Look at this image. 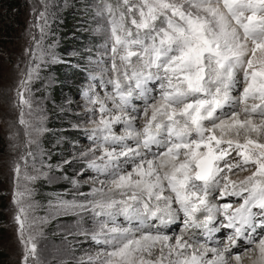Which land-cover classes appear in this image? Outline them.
I'll use <instances>...</instances> for the list:
<instances>
[{
	"label": "snow or ice",
	"instance_id": "1",
	"mask_svg": "<svg viewBox=\"0 0 264 264\" xmlns=\"http://www.w3.org/2000/svg\"><path fill=\"white\" fill-rule=\"evenodd\" d=\"M59 7L30 6L13 69L18 264H264V0L85 3L103 43L86 52L87 119L72 127L90 146L52 164L32 88L56 60L42 41ZM58 178L72 198L38 216L33 186ZM69 213L78 229L90 216L81 234L98 250L86 260L64 261L70 247L45 254L44 225Z\"/></svg>",
	"mask_w": 264,
	"mask_h": 264
},
{
	"label": "rangeland",
	"instance_id": "2",
	"mask_svg": "<svg viewBox=\"0 0 264 264\" xmlns=\"http://www.w3.org/2000/svg\"><path fill=\"white\" fill-rule=\"evenodd\" d=\"M36 2L37 0H18L16 7L11 8V11L3 7L0 9L2 13L0 14V264H18L20 252L13 220V206L10 203L12 183L8 167L11 156L7 139V122L17 119L16 110L11 107L15 93L10 89L16 78L13 69L25 46L26 37L23 35V30L27 21L31 19L30 6H34ZM50 2L57 3L60 7L57 9L55 23L50 21L53 35L42 43L55 41L56 60L42 67L40 72L42 80L34 82L32 92L35 101L38 102L34 104V108L38 107L44 117L45 131L41 137V146L45 150H51L53 157L51 161L45 162L56 164L61 155L74 151L73 144L81 149L90 146L84 138L85 133L72 126L87 119L83 114L85 103L82 95L89 83L86 52L88 49L95 52L103 41L99 33L92 31L95 23L90 12L85 9V3H91V0H50ZM6 23L10 25L8 30ZM37 35H39L38 30ZM74 72L80 75L78 83L74 79ZM25 111L27 112V109ZM86 126L91 127V125ZM116 131L119 132L120 129L117 128ZM74 136L80 138L74 139ZM71 171L72 169H69V172ZM33 187H35V200L42 206L37 211V215L41 217L46 214L49 200L54 203L58 196L64 199L72 198L70 195H63L73 191L67 179L38 182ZM80 191L87 192L88 188L81 187ZM80 221L78 229L72 213L64 217L49 218L43 228L45 254L52 253L56 248L67 251L69 247L71 251L63 256L64 261L73 258L86 260L88 254H94L98 250L97 247L91 241L85 242V237L81 234L84 229L92 227L90 216L83 215Z\"/></svg>",
	"mask_w": 264,
	"mask_h": 264
},
{
	"label": "trees",
	"instance_id": "3",
	"mask_svg": "<svg viewBox=\"0 0 264 264\" xmlns=\"http://www.w3.org/2000/svg\"><path fill=\"white\" fill-rule=\"evenodd\" d=\"M17 3H18V0H0V5H1L0 9H2V7H3V8H6V9L11 11V8H14V6L16 7ZM0 14H2L1 11H0ZM9 26L10 25H8V23H6V30L10 29ZM59 70H61V69H59ZM73 76H74V79H76V83H78L80 80V75L78 74V72L77 73L74 72ZM75 88L77 89V86H75ZM79 138H80V136H74V139H79Z\"/></svg>",
	"mask_w": 264,
	"mask_h": 264
}]
</instances>
